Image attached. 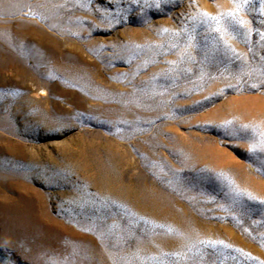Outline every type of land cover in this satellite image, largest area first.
Instances as JSON below:
<instances>
[{
	"label": "rangeland",
	"instance_id": "rangeland-1",
	"mask_svg": "<svg viewBox=\"0 0 264 264\" xmlns=\"http://www.w3.org/2000/svg\"><path fill=\"white\" fill-rule=\"evenodd\" d=\"M0 264H264V0H0Z\"/></svg>",
	"mask_w": 264,
	"mask_h": 264
}]
</instances>
